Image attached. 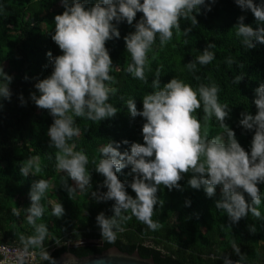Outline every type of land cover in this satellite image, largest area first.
<instances>
[{"label": "trees", "instance_id": "1", "mask_svg": "<svg viewBox=\"0 0 264 264\" xmlns=\"http://www.w3.org/2000/svg\"><path fill=\"white\" fill-rule=\"evenodd\" d=\"M81 2L88 8L97 0ZM253 3L264 7V0H253ZM209 5L211 11L207 10ZM64 10L61 0H0V66L13 77L9 84L10 100L0 99V244L24 248L20 237L34 235V228L26 219L27 208L31 205L29 192L35 181L44 179L49 187L41 200L44 213L36 223L45 224L48 234L42 245L27 249L47 251L55 264L66 251L86 257L112 247L130 254L137 251L143 258H152L158 264H224L225 258L232 264L237 261L264 264V183L258 184L261 217L257 219L249 213L238 223H233L225 211L215 207V202L221 198V186H217L216 195L209 198L203 186L193 189L188 184L192 174H185L179 181V189L168 190L161 185L158 190V197L164 201L162 207L157 205L152 216V220L159 223L158 228L152 230L130 211L124 212L122 215L131 218L121 222V230L114 229L116 239L112 243L101 237L96 217L101 212L111 217L114 201L97 202L91 195L93 191H107L102 186L104 177L95 171L103 158L101 148L112 140L120 142L121 152H130L131 143H144L142 126L146 120L141 116L132 117L126 102L134 99L137 109L142 111V98L153 91L152 80L157 72L161 87L176 78L191 85L198 98L201 84L216 85L218 102L228 105L225 123L250 154L254 130H245L239 120L241 113L255 115L257 111L255 89L264 84V44L257 43L255 48L247 49L242 44L243 38L236 35L234 26L241 16L243 22L254 29L264 27V22L256 21L251 10L242 9L235 0H215V3L205 0V4L192 14L196 16L197 24L190 18H181L179 28L173 29L172 39L163 46L157 35L147 53L145 82L126 72L132 59L126 52L124 40L125 36L135 32V24L143 14L138 12L132 25L126 21L118 24L113 21L120 37L107 41L105 46L113 62L109 74L115 78V83L110 86L117 92L110 95L108 102L118 112L103 121L73 116V127L80 129V135L74 136L68 144L88 157L85 167L91 176V186L84 191L77 189L70 199L64 182L67 180V186L75 187V181L56 167L58 149L50 145L47 135L53 117L31 100L32 93L39 95L35 84L53 71L52 58L47 53L51 52L52 57L63 54L51 36L55 30L54 17ZM187 28L191 31L185 34ZM208 43L215 44V48L210 49L214 53L213 61L208 65H197L194 72L189 71L186 64L202 54ZM228 59L233 63H227ZM237 76L243 77L239 84L233 82ZM193 116L200 121L202 133L207 128L209 138L224 134L225 130L215 116L204 120L202 102ZM124 140L129 143L123 144ZM29 158H36L33 171L36 164L41 171L25 177L19 168ZM130 173L131 166H128L116 174L121 182H129L132 180ZM126 191L135 198L130 187H126ZM244 195L250 203L247 193ZM186 201L191 202L190 206H186ZM56 203H61L65 210L61 218L52 215ZM13 209L19 211V216L13 214ZM253 225L255 233L249 231V226ZM82 240L101 241L102 245L70 247V243ZM233 243L239 246L240 254L234 252ZM40 264H50V261L42 259Z\"/></svg>", "mask_w": 264, "mask_h": 264}, {"label": "clouds", "instance_id": "2", "mask_svg": "<svg viewBox=\"0 0 264 264\" xmlns=\"http://www.w3.org/2000/svg\"><path fill=\"white\" fill-rule=\"evenodd\" d=\"M242 9H249L258 22H264V7H258L253 0H235ZM64 7L62 14L54 17L55 30L52 40L62 51V55L51 57L53 71L51 75L35 84L39 95L31 94L35 105L47 110L53 117V123L47 131L50 145L58 151L55 154L56 167L67 173L75 181V187L64 185L71 199L79 189L84 191L91 186V176L86 173L88 157L80 151H74L68 141L80 135V129L73 127L75 117H86L91 121H103L114 117L118 110L109 103L110 95H115L117 89L110 84L115 78L109 73L112 69L106 42L119 38L120 32L113 24L126 21L133 24L137 13L142 18L135 24V32L124 37L126 52L131 55L132 62L126 72L134 78L146 81L145 66L147 53L156 41L157 35L161 46L173 37V29L179 28L181 18L191 19L193 24L198 21L195 10L205 4V0H97L86 8L81 0H61ZM215 3V0H210ZM208 11H211L209 5ZM199 12V11H198ZM244 17L234 27L236 35L242 37V44L247 49H253L257 43L264 44V27L254 29L246 25ZM191 28L185 29V34ZM207 47L193 61L186 64L189 71H195L197 65H208L214 57ZM231 64V59L227 60ZM199 77H197L198 79ZM13 77L7 75L0 66V99L11 98L9 84ZM27 79V77H25ZM243 77L234 78L239 84ZM153 91L142 98L143 108L139 111L134 99L126 102L132 117L141 116L146 122L142 126L144 143H131L130 152H121L120 142L111 140L100 153L99 163L95 171L104 177L103 187L106 192L93 191L92 197L97 202L113 200V215L106 217L103 212L96 217L97 225L103 239L112 243L116 239L115 230H121V222L130 219L122 215L130 211L139 221L155 230L160 225L152 220L157 205L163 206L157 193L161 185L168 190L179 189V181L185 174L191 173L188 184L193 189L203 186L206 195L211 198L216 195L217 186H221V198L215 202V207L225 211L233 223H238L251 213L257 219L261 217V204L258 184L264 183V84L255 89L256 114L241 113L239 125L245 130H254L251 141V151H245L236 139L235 132L225 123L229 115L228 105L218 102L219 88L216 85L201 84L197 91L191 85L172 78L161 87L159 72L152 80ZM23 103V96L20 97ZM203 105L204 120L213 116L219 121L224 134L209 138L207 128L201 132L200 121L193 113ZM2 107V105H0ZM71 113V114H70ZM128 144L129 141H122ZM36 158L22 162L19 171L22 176L36 175L41 171ZM131 166L132 180L121 182L117 172ZM49 184L44 179L35 181L30 189L31 205L27 208V222L33 226L34 235L20 237L25 252L29 246L42 245L48 234L45 224H37L38 218L44 213L41 203ZM126 187L135 192V198L129 195ZM245 193L250 203L245 199ZM186 201V206H190ZM13 214L19 216V211L13 209ZM65 213L63 205L56 203L52 207V215L61 218ZM249 231L256 232L255 226H249ZM59 242H57L58 244ZM233 250L240 254V248L233 243ZM41 258L55 264V260L47 251L41 252ZM224 264H232L228 258ZM239 264V261L236 262Z\"/></svg>", "mask_w": 264, "mask_h": 264}, {"label": "water", "instance_id": "3", "mask_svg": "<svg viewBox=\"0 0 264 264\" xmlns=\"http://www.w3.org/2000/svg\"><path fill=\"white\" fill-rule=\"evenodd\" d=\"M80 245H95L101 246L92 240H82L78 243H70V247H76ZM28 264V262H26ZM56 264H158L152 258H143L139 252L132 254L121 251L118 247H112L101 254H94L86 257H78L70 251L64 252Z\"/></svg>", "mask_w": 264, "mask_h": 264}, {"label": "built area", "instance_id": "4", "mask_svg": "<svg viewBox=\"0 0 264 264\" xmlns=\"http://www.w3.org/2000/svg\"><path fill=\"white\" fill-rule=\"evenodd\" d=\"M41 261V252L38 249H27L25 252L24 248L18 246L0 244V264H40Z\"/></svg>", "mask_w": 264, "mask_h": 264}, {"label": "rangeland", "instance_id": "5", "mask_svg": "<svg viewBox=\"0 0 264 264\" xmlns=\"http://www.w3.org/2000/svg\"><path fill=\"white\" fill-rule=\"evenodd\" d=\"M64 173H66V172H64ZM98 244H99V241H96ZM78 243V242H77Z\"/></svg>", "mask_w": 264, "mask_h": 264}]
</instances>
